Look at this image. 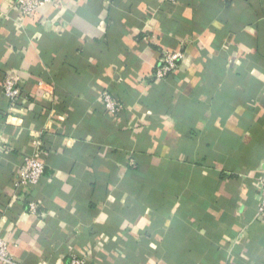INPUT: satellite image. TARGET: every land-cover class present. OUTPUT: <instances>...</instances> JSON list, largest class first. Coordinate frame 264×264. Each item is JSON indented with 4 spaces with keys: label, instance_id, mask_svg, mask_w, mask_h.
Masks as SVG:
<instances>
[{
    "label": "crops",
    "instance_id": "1",
    "mask_svg": "<svg viewBox=\"0 0 264 264\" xmlns=\"http://www.w3.org/2000/svg\"><path fill=\"white\" fill-rule=\"evenodd\" d=\"M15 3L0 0L12 264L82 252L89 264H264V0H60L24 18ZM179 49L175 72L155 80L162 50ZM7 73L22 89L15 108ZM27 154L43 177L16 189Z\"/></svg>",
    "mask_w": 264,
    "mask_h": 264
},
{
    "label": "built area",
    "instance_id": "2",
    "mask_svg": "<svg viewBox=\"0 0 264 264\" xmlns=\"http://www.w3.org/2000/svg\"><path fill=\"white\" fill-rule=\"evenodd\" d=\"M175 3L177 0H164ZM60 3V0H16V8L19 15L24 18L33 14L39 7L47 3ZM183 58V52L179 50H162L155 64L153 78L157 81L165 79L177 69ZM1 89L4 96L10 103L11 108H15L17 101L21 96V86L15 73H7L1 83ZM100 101L104 109L110 115H116L122 109V104L117 101L109 92L100 93ZM44 163L38 158L37 154H27L23 156V161L16 171L14 186L16 189L27 186H37L43 177ZM258 208L257 217L264 224V176L257 181ZM20 200L25 201L28 211L37 213V203L34 200L25 199L18 196ZM8 240L0 236V264H12L13 258L8 253ZM90 254L82 252L79 255L71 256L66 264H89Z\"/></svg>",
    "mask_w": 264,
    "mask_h": 264
},
{
    "label": "clouds",
    "instance_id": "3",
    "mask_svg": "<svg viewBox=\"0 0 264 264\" xmlns=\"http://www.w3.org/2000/svg\"><path fill=\"white\" fill-rule=\"evenodd\" d=\"M208 39L210 40V39H211V37L209 36V37H208Z\"/></svg>",
    "mask_w": 264,
    "mask_h": 264
}]
</instances>
